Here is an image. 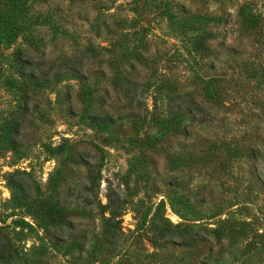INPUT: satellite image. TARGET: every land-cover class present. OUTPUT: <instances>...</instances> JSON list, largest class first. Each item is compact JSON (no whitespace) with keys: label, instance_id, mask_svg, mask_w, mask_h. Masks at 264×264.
Here are the masks:
<instances>
[{"label":"rangeland","instance_id":"1","mask_svg":"<svg viewBox=\"0 0 264 264\" xmlns=\"http://www.w3.org/2000/svg\"><path fill=\"white\" fill-rule=\"evenodd\" d=\"M27 1L0 40V264H264V0Z\"/></svg>","mask_w":264,"mask_h":264},{"label":"trees","instance_id":"2","mask_svg":"<svg viewBox=\"0 0 264 264\" xmlns=\"http://www.w3.org/2000/svg\"><path fill=\"white\" fill-rule=\"evenodd\" d=\"M27 3V0H0V40H10L16 35L17 31L21 28V24L24 23L23 18L20 17V15L26 10ZM14 62L16 65H20L21 70H19V73L23 81L34 85L39 83L41 77L39 74L35 75L31 70V66H33L32 61L20 57ZM41 76H43V74H41ZM42 79H45V76ZM91 119L94 121H101V123L104 124H106L107 121H111L108 116H91ZM10 142L16 143V140L11 138ZM103 207L109 208L112 215L120 214V206L116 204L112 198H109L107 204L103 205ZM1 236L6 238L7 241L0 245V259H7L9 257L8 250H11V247L14 244L11 242L9 236L0 233V238ZM61 240L66 244L70 243L76 248H83L82 238L78 236V234L69 233L65 238H61ZM159 243V240L153 241L154 245H159ZM162 243L175 242L163 240Z\"/></svg>","mask_w":264,"mask_h":264}]
</instances>
